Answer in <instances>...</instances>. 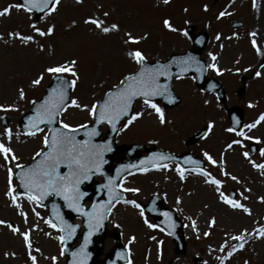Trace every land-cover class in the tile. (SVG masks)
Segmentation results:
<instances>
[{"label":"rangeland","instance_id":"1","mask_svg":"<svg viewBox=\"0 0 264 264\" xmlns=\"http://www.w3.org/2000/svg\"><path fill=\"white\" fill-rule=\"evenodd\" d=\"M17 2L19 0H0V9ZM221 11L229 14L217 19ZM105 12L108 13L107 16H104ZM92 18L103 21L105 26L116 23L118 30L105 34L94 25L85 23ZM164 19L171 21L178 31L171 32L163 28ZM232 21H241L242 26L232 28ZM32 22H37L42 30L48 25L54 26L53 34L38 36L28 28V24ZM188 24L193 26L192 34L204 31L208 35L200 59L205 67L209 63H215L222 71L221 75H217L206 68V76L214 77L223 85L227 95L226 103L218 102L212 93L201 91L192 77L175 79L172 88L180 97V103L164 108L157 102L168 122L161 125L154 114H145L127 130L116 135L115 142L116 145L143 144L147 148L156 147L174 154L192 152L203 158V167L223 182L221 191L229 195L234 190L235 199L240 200L251 215L221 203L214 187L205 184L202 177L186 173V179L180 181L175 172V162L167 163V171L132 172L133 174L123 178V186L139 188L140 191L138 194L124 192L126 199H134L143 207L152 195L161 196L163 205L173 209L181 220L180 233L185 241V251L176 253L170 236L161 231L158 225L156 228H148L144 223L145 219L149 223H155L146 212L141 218L138 209L117 203L108 216L106 233L97 250L96 260L112 256L118 237L130 256L131 264H220L217 257L226 255L231 250V245L240 243L229 237L247 230L253 235L247 237L243 249L235 251L225 264H264V238H256L253 232L264 226V202L260 200L264 197V175L253 168L241 154L249 151V143H255L254 141L244 140V147L234 145L233 149L226 150L228 143L242 137L235 132L225 131L229 128V123L224 110V106L239 107L244 116L243 126L252 123L264 112V69L260 68L264 64V0H169L168 4H164L163 0H81L80 3L76 0H60L58 10L43 21L38 22V18L33 19V15L30 17L27 13L15 10L9 16L0 17V105L17 109L0 111V117L3 118L0 119V133L5 126L13 133L10 142L0 135V142L13 149L21 164L28 163L43 147L42 133L28 137L18 123L31 100L42 95L53 76L43 73L46 67L76 60L79 80L75 89H71L70 97L77 99L82 106L91 105L101 98L106 89L118 84L125 74L137 68L127 56L128 51L139 49L147 61H152L164 60L170 53L190 49L191 35L185 37L180 34L186 32ZM10 32L32 35L34 41L27 45L21 44L8 35ZM253 32L256 33L255 36L250 35ZM125 33H131L138 39L142 36L146 38L141 39L138 44L125 43ZM217 35L219 39H216ZM253 39L257 42L260 54L252 46ZM209 53L217 57L216 61L211 60ZM257 70L262 73L260 77L255 76ZM41 73L44 79L39 85L33 86L31 81ZM63 75L68 80L72 79L69 74ZM243 86L244 90L239 92ZM19 89L25 92L23 100L19 99ZM206 100L207 104L204 103ZM250 103L253 105L251 108L248 107ZM140 111L144 109L142 101L138 100L133 105V113ZM91 119L87 110L71 106L59 116L60 121L73 127L89 124ZM209 121L214 124L209 135L188 143L189 137L207 126ZM42 129L47 132L46 127ZM242 129L247 135L262 141L257 144L256 153H250V156L257 163L264 162V158L259 156V150L264 148V122L251 131ZM101 130L104 133L106 126L101 127ZM204 152H208L218 162L223 154V163L219 167L209 165L203 157ZM137 153L145 154L140 150ZM113 159L124 161V153L120 151L113 154ZM14 163L6 165L0 157V220L6 222L0 225V264H31L22 237L13 234L6 226L10 223L21 231L38 225L30 234L32 254L36 256L37 264H52V256L57 257L56 264H65L67 256L59 255L61 245L55 239L59 233L49 228L41 219H49L47 208L29 204L23 196H18L22 210L27 213L28 223L25 224L18 210L5 196L8 188L7 167L14 168ZM220 167L236 176L237 181L221 175ZM13 187H17L15 178ZM243 196L248 199L244 200ZM177 197L181 200L179 205L176 203ZM33 207L41 218L33 213ZM186 217L196 221L199 238L197 232L192 231L191 220ZM213 217L216 223L209 228L208 222ZM73 221L80 223L78 218ZM206 231L210 235L204 236ZM45 232L51 235L46 236ZM130 237H135L131 244ZM226 240L228 246L225 251H219ZM79 242L80 237L72 247ZM37 248L40 249L39 252L35 251ZM5 253L9 255L6 257Z\"/></svg>","mask_w":264,"mask_h":264},{"label":"snow or ice","instance_id":"2","mask_svg":"<svg viewBox=\"0 0 264 264\" xmlns=\"http://www.w3.org/2000/svg\"><path fill=\"white\" fill-rule=\"evenodd\" d=\"M76 2L80 3L81 0H76ZM59 3L60 0H21V2L11 3L0 9V17L11 15L12 10L17 12L22 11L29 14L30 17L35 13H40L41 15L38 17L39 22L56 12ZM163 3L168 4L169 0H163ZM205 11H207V6H205ZM228 14L229 13L225 11H221L217 19ZM107 15L108 13L105 12L104 16ZM85 23L94 25L95 28L105 34L117 31L119 27L116 23H112L110 26H105L103 21L94 18L86 20ZM162 26L171 32L178 31L168 19L162 21ZM28 28L40 37L51 36L54 31V26L52 25H48L46 29L42 30L37 26V22L29 23ZM180 34L185 37L188 36L187 32H181ZM8 35L24 45L34 41L32 35L22 34L20 32H10ZM250 35L255 36L256 33L253 32ZM125 36L127 37L125 43L132 44H138L141 39L146 38L142 36L138 39L133 37L131 33H125ZM219 38V35H217L216 39ZM197 43H199V41H197ZM252 46L256 49L257 53L260 54V49L257 47L255 39L252 40ZM40 47L42 50L43 46L41 45ZM127 56L138 66L137 70L124 76L118 84L113 85V90L107 93V98L104 99L103 103L94 102L91 105L82 106L77 99L69 96V89L74 90L79 80L76 60H70L65 64L57 66L46 67L43 70V73L52 74L54 76L69 74L72 79L57 80L55 86L49 89L48 95L43 99L40 106L35 108L34 115L30 116L24 124V128L27 130L25 135L28 137H35L42 133L43 147L40 151H37L34 154L33 163L25 166L18 162L19 157L15 155L10 146L0 142V157H2L6 165L15 162L14 168L19 170L14 172L13 167H7L8 188L5 192V196L10 199L11 205L18 210V214L23 218L25 224L28 223V217L27 213L22 210L21 204L18 202V196H23L29 204L35 206L41 205L47 197H59L64 202L63 206L65 208L76 213L79 217L84 218V226L87 228V231L83 234L82 242L71 252L72 259L68 264H87L90 253L87 252L86 249L90 243V238L94 232L99 231L103 227L104 221L108 219L115 204L123 203L125 205H130L139 210L141 218L145 216V209L136 200L124 199L120 195L121 192L138 194L140 191L139 188L124 187L123 178L117 181V177H120L122 172L129 168H136L141 173H146L150 170L148 167L149 165H151V170H169L168 164L163 163V161L171 160L172 157L164 154H152L146 159L141 160L139 165H120V167L116 169V176L107 177L106 182L100 185V189L107 190L108 200L93 202L90 209L85 208L82 203L89 194L86 191H82L81 186L85 182L91 180L94 175H104V165L107 163L105 160V154L110 153L113 150L111 141L94 143V138L101 136L100 126H107L111 132L119 135L127 130L135 121L141 119L145 114H154L161 125L168 122L163 110L158 106L154 98H166L167 103L170 104L174 102L173 97L168 92V86L160 82L161 77L167 78L171 76V73L169 72L170 64L150 68L145 64L146 57L139 49L128 51ZM209 56L212 61H216L217 57L215 55L209 53ZM171 63L176 64L181 72H187L189 68L193 66L197 72H201L205 69V65H202L193 56H187L178 61L173 60ZM206 68L215 72L217 75L222 74V71L215 63L207 64ZM260 68L264 69V64H261ZM237 71H239V69H237ZM244 71H248V69H244ZM43 73L31 81L33 86L41 83L44 79ZM261 75V71L255 72L256 77H260ZM24 98V90L19 89V99L23 100ZM136 99L142 101L144 111L130 114L129 109L132 107L133 101ZM31 103L35 104V102ZM204 103L207 104L208 101L206 100ZM69 106L87 110L89 116L92 118V127H89L88 124H80L73 127L58 120L61 113ZM248 107L251 108L253 105L250 103ZM16 110L17 109L12 106L5 107L0 105V111L7 112ZM0 119L3 118L0 117ZM261 122H264V112L260 113L257 119L252 123L245 124L243 128L251 131ZM53 123H59V127H49L47 132L40 127L42 124L50 126ZM118 124H122V126L118 127ZM213 127L214 124L209 121L207 123V130L203 134L204 138L209 135ZM81 129L84 130V139H77L76 134ZM225 131L229 133L235 132L237 136L242 137V139H234L231 143H228L226 145V150L233 149L234 145L244 147V140L254 141L256 144L262 143L259 138L247 135L243 129L236 131V129L229 127L225 129ZM0 135L5 136L9 142L13 138L12 130L6 126ZM241 154L253 168L260 170L261 175H264V162L257 163L255 160H252L249 151H243ZM259 156L264 158V148L259 150ZM203 157L208 164L213 167H219L224 161L223 154H221L219 162L208 152H204ZM185 160L187 163L194 165V167L186 169L177 164L175 172L180 181L186 179V173L202 177L205 184L214 187L215 191L219 194L221 203L233 210H242L244 213L251 215L250 210L241 203L240 200L221 191L223 182L220 179H217L204 167H200L199 162L193 160L191 157H186ZM129 174L131 175L133 173ZM220 174L223 176H229L233 181H237V177L230 175V173H228L223 167H220ZM14 178L18 182L17 186L20 189H23V192H20L19 194H17L16 188L13 187ZM245 191H250V189H245ZM243 199L247 200L248 197L243 196ZM260 200L261 202H264V197H261ZM176 203L177 205L181 203L179 197H177ZM149 210L151 211L152 209ZM32 211L38 218H41L40 213L36 212L35 207L32 208ZM162 215L171 223L169 213L164 212ZM52 217V219H41H43V223L49 228L54 229L59 233L55 239L61 245L59 255L63 257L68 252L66 245L76 237L77 229L80 225L70 223L66 220L64 216L61 215L60 209L56 204L52 205ZM186 219L191 220L192 231L197 232V238H199L196 221L192 220L191 217H186ZM5 223V221L0 220V225H4ZM144 223L150 229L157 227V225L149 223L147 219L144 220ZM215 223V218H211L208 222V227L211 228ZM6 226L13 234L22 237L24 245L28 250V258L31 261V264H37V258L32 254L33 248L30 234L31 231L38 227V225H33L32 228L25 231H21L18 227H14L12 224H7ZM187 226L188 225H185V227ZM116 227H119V225H116ZM160 230L163 231L164 229ZM253 232L255 233L256 238H264V226L254 229ZM44 234L46 236L51 235V233L48 232H45ZM171 234L172 233L169 232V235ZM203 235L208 236L210 233L206 231ZM252 235L253 233L245 230V233L230 236V240L239 241L240 243L238 245H231V250L227 251L226 255L217 257L220 264H225V261L230 258L235 251L243 249L247 237H251ZM153 239H155V237H153ZM134 240L135 237H130L129 244ZM226 246H228L227 240L220 246L219 251L224 252ZM35 251L39 252L40 249L37 248ZM8 255L9 253H5L6 257ZM11 255L15 256V253H12ZM117 255L119 256L120 254L117 253ZM50 259L52 264H56V256H52ZM128 264H131L130 260L128 261ZM205 264H207V262H205Z\"/></svg>","mask_w":264,"mask_h":264},{"label":"water","instance_id":"3","mask_svg":"<svg viewBox=\"0 0 264 264\" xmlns=\"http://www.w3.org/2000/svg\"><path fill=\"white\" fill-rule=\"evenodd\" d=\"M39 15H40V13H35V17H37ZM238 25H240L239 22H234L232 24V26H238ZM191 30H192V27H188V32L189 33L191 32ZM197 41H199V43H197ZM206 41H207V35L205 33L201 32V33H199L197 35H194L192 37V44H193V47H194L193 50H189L186 53L181 54V55H178V54L171 55V57L167 61H164V62H159V61H154L153 63H147V62H145V64L148 67H150V68H155V67H158L159 65L170 64L169 72L171 73V76L170 77H167V78L166 77H161L160 78V82L163 83V84H166L168 86V92L173 97V101L174 102L171 103V104L170 103H167L166 98H161V97H156L154 99H160V100H162L163 103L165 104V106H173V105L177 104L179 102V98L176 97L175 94L171 91L170 82H171V80L174 77H179V76H184V75L192 74L195 77L196 83L202 89H204L207 92L214 91L217 94L218 98L221 101H225V93L223 91L222 86L215 79H212V78L205 79L204 78L205 69L203 71H201V72H197L195 70L194 66H193V67L189 68V70L187 72H181L180 69H179V67L176 66V64H172L171 63L173 60L178 61L181 58H184V57H187V56H193L202 65H204L203 62L199 59V54H200L202 48L204 47ZM162 78H164V80ZM57 80H65V78H63L62 76H56V77H54V79L51 82V84L47 87L45 94L39 100L33 101V102H35V104L32 103L31 107L29 108V111L22 117V120H21L20 125H21V127H22L23 130L27 131L24 128V124L27 122V120H28V118L30 116H33L34 115L35 108H38L40 106V104L42 103L43 99L48 95L49 89L51 87L55 86V82ZM106 98H107V94H106V96H105L104 99H106ZM104 99L100 103H103ZM129 112L131 113V108L129 109ZM227 112H228V115H229V118H230L232 127L234 129L239 128L240 125H241V112H240V110H238L236 108H228L227 109ZM123 119H126V118H123ZM42 126H44V125L43 124L40 125V127H42ZM47 127L48 128L49 127H59V125H58V123H53L52 125L47 126ZM89 127H92V125L89 126ZM205 130L206 129H202L199 132H197L190 139V141L192 142V141H195V140L199 139L204 134ZM83 131L84 130L81 129V130H79L77 132V134H76L77 139H84V137H83ZM114 135H115V133H113L110 130H108L107 137L104 140H97L98 137L94 138V143H103L105 141H111V143H112V149H113L112 152L105 154V160L107 161V163L104 165V175L102 176L103 179H104V183L106 182V178L107 177H115L116 176V169L118 167H120V165H132V164L139 165V162L141 160L146 159L148 156H150L152 154H164V155H167V156H171L172 157L171 160L178 161L183 166H194L191 163H187L186 160H185L186 157H191L193 160H196V161L199 162V166L202 165V161L200 159L195 158L190 153H187V154H184V155H180V156H173V155H170L168 153H165V152L160 151V150L155 149V148L149 150L147 156H137L135 154V150H137V149L147 150V149H145L141 145L119 146V147H116L115 148L114 147V143H113ZM79 136H81V138ZM122 149L124 150L125 154L127 155V162L126 163H117L116 165H111V164L108 165L109 163L112 162L111 154H113V153H115L117 151H120ZM255 150H256V147L253 146L252 147V151L254 152ZM135 157H137V161L134 160ZM37 159H39V158H37ZM171 160H165V161H163V163L168 162V161H171ZM32 163H33V161L30 164H32ZM148 167L150 168L151 165H149ZM133 170H137V169L136 168H129L126 171L122 172L121 173V176L120 177H117V181H119V179H121L129 171H133ZM65 171H66V169H65ZM94 176H100V175L97 174V175H94ZM91 182H92V179L89 180V181H87V182H85L86 185H87V187L89 186V184ZM100 185H98L96 187V189H93V191H95V193H94V195L91 198L92 203L93 202H102V201L108 200L107 190L100 189ZM21 190L23 191V189H21ZM82 191H86L88 194L91 192L88 188H85ZM100 195H102L103 198H100ZM120 195L124 198L123 194L120 193ZM48 198L49 197L45 198V200L42 202L41 205L47 204L48 209H49V216H50L51 219L53 218L52 217V205L53 204H56L59 207L61 215H63L64 218L66 220H68L70 223H72L71 222V218L72 217L78 216L76 213L71 212L69 209L65 208L63 206L64 205V202L59 197L53 196L50 199L49 202H46ZM88 199H89V197H86L85 198V200H88ZM160 202H161V197L153 196L149 200V204L145 208L148 211V213L152 217H154V219H155V221H156L157 224H159L161 227H163L168 233L169 232L172 233L171 234L172 239L176 243V252L180 253L184 249V242H183V240L180 239V235H179V232H178V229H179V226H180V221L175 218V215H174V213L171 210H169V209H167L165 207H162L161 204H160ZM82 203H83V201H82ZM85 208L90 209L91 208V205L89 207H85ZM149 209H152V210L150 211ZM164 212L169 213V216L171 217V223L169 222V220L165 216L162 215V213H164ZM158 216H160L161 218L158 219ZM81 218L83 219L82 225L84 227V230L81 233V238L83 240V234H84V232L87 231V228L84 226V218L83 217H81ZM73 224H75V223H73ZM104 224H105V221H104ZM78 229H77V235H78ZM104 232H105V228H104V225H103V227L99 231L94 232L93 235L91 236L90 243H89V245H88V247L86 249V251L90 253V255L88 257L87 264H94L95 257L97 255V253L94 251V248H95V245H94V237L95 236H98L99 239L101 240V238L104 235ZM77 235H76V237H77ZM75 238L72 241H70L68 244L72 243L75 240ZM68 244L66 245V247L68 248V252L66 254H67V256L69 258H68L66 264H68V262L71 261V259H72L71 252L76 248L75 247V248L71 249V247ZM117 253H119L120 255L118 256ZM113 254H114V257L112 259L109 258V257H106L103 260H99L98 264H122V263H124L126 261V252H125L124 249H122L119 246V241H117V244L115 245V247L113 249Z\"/></svg>","mask_w":264,"mask_h":264},{"label":"bare ground","instance_id":"4","mask_svg":"<svg viewBox=\"0 0 264 264\" xmlns=\"http://www.w3.org/2000/svg\"><path fill=\"white\" fill-rule=\"evenodd\" d=\"M257 71H259V70H257ZM256 72V71H255Z\"/></svg>","mask_w":264,"mask_h":264}]
</instances>
